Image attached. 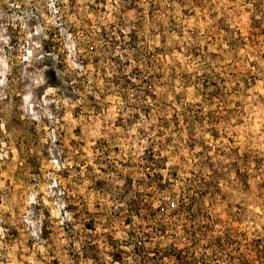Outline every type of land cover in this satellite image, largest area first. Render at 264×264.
Returning a JSON list of instances; mask_svg holds the SVG:
<instances>
[{"label":"rangeland","instance_id":"374dc122","mask_svg":"<svg viewBox=\"0 0 264 264\" xmlns=\"http://www.w3.org/2000/svg\"><path fill=\"white\" fill-rule=\"evenodd\" d=\"M0 264H264V0H0Z\"/></svg>","mask_w":264,"mask_h":264},{"label":"trees","instance_id":"16d2710c","mask_svg":"<svg viewBox=\"0 0 264 264\" xmlns=\"http://www.w3.org/2000/svg\"><path fill=\"white\" fill-rule=\"evenodd\" d=\"M51 73H53V72H51ZM50 76V75H49ZM52 76V75H51Z\"/></svg>","mask_w":264,"mask_h":264}]
</instances>
